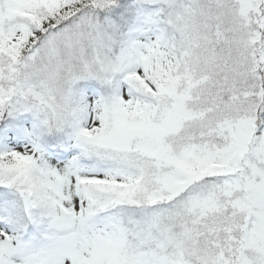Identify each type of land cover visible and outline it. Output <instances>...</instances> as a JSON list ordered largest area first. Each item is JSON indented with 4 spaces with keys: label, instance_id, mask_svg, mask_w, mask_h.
I'll list each match as a JSON object with an SVG mask.
<instances>
[{
    "label": "snow or ice",
    "instance_id": "1",
    "mask_svg": "<svg viewBox=\"0 0 264 264\" xmlns=\"http://www.w3.org/2000/svg\"><path fill=\"white\" fill-rule=\"evenodd\" d=\"M0 264H264V0H0Z\"/></svg>",
    "mask_w": 264,
    "mask_h": 264
}]
</instances>
